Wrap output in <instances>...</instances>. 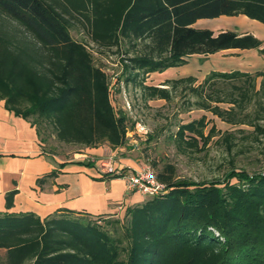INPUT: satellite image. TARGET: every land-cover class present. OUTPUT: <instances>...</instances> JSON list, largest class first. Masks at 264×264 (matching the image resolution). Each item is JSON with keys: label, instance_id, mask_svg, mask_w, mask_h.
Masks as SVG:
<instances>
[{"label": "trees", "instance_id": "trees-1", "mask_svg": "<svg viewBox=\"0 0 264 264\" xmlns=\"http://www.w3.org/2000/svg\"><path fill=\"white\" fill-rule=\"evenodd\" d=\"M239 15L264 24V0H0V101L35 127L44 148L52 135L118 149L127 118L116 112L110 78L95 60L111 53L119 59L116 84L138 88L144 100L182 94L184 112L202 110L264 134V71L211 70L200 82L187 76L145 84L151 73L184 66L193 55H264V41L252 33L193 26ZM72 29L87 44L73 39ZM207 129L202 116L180 123L171 139L199 151V142L204 148L216 134L214 125ZM152 166L166 192L127 207L122 218L65 209L43 219L0 213V264H264V173L232 169L222 181L196 182L176 178L171 165ZM15 194H6L7 209Z\"/></svg>", "mask_w": 264, "mask_h": 264}, {"label": "rangeland", "instance_id": "rangeland-1", "mask_svg": "<svg viewBox=\"0 0 264 264\" xmlns=\"http://www.w3.org/2000/svg\"><path fill=\"white\" fill-rule=\"evenodd\" d=\"M194 27L215 32L220 29L249 32L264 41V24L243 15L201 19ZM71 35L79 42H88L81 30L72 29ZM88 47L93 50L90 44ZM95 60L108 74L111 82V102L116 112L125 115L128 126L126 142L118 148L120 150L111 149L107 145L100 146L105 147V154L100 156L101 163L110 161L114 168L120 160H126L138 164L140 169L144 166L153 169V163L157 164L158 169L171 165L176 178L196 182L222 181L232 169L248 175L264 173V134L257 133L253 126L230 125L202 110L184 112L186 104L182 94L175 95L170 102L161 99L146 101L138 88L123 83L116 84L119 74L117 55H95ZM186 60L187 64L184 66L170 68L163 73H151L145 84L162 86L167 80L187 76H194L200 82L211 70H249L251 73L264 71V55H260L258 51L220 53L208 57L193 55ZM260 80L261 78L257 79L258 85ZM202 116L206 117L208 129L212 125L216 127L215 136L204 148H201L202 143L199 142V151L187 147L180 149L171 139L177 126ZM45 149L61 159H74L77 154H86L85 160L91 158L86 148L59 142L52 135L48 138ZM101 163H98L99 166L106 169ZM231 182L237 183V180L233 178ZM2 258L0 255V262Z\"/></svg>", "mask_w": 264, "mask_h": 264}, {"label": "crops", "instance_id": "crops-1", "mask_svg": "<svg viewBox=\"0 0 264 264\" xmlns=\"http://www.w3.org/2000/svg\"><path fill=\"white\" fill-rule=\"evenodd\" d=\"M223 30L227 29L214 32L219 33ZM252 51L257 52L227 50L216 54ZM86 149L91 156L86 160V154H77L74 159H61L49 153L39 141L35 127L6 110L4 102L0 101V213L31 212L43 219L65 209L93 216L121 217L127 207L142 203L148 198L129 191L123 177L105 176L108 174L106 169L98 164L101 163L100 156L105 154V147ZM85 162H91L92 166L85 165ZM140 167L126 160H120L114 165L122 174L136 171ZM52 171L57 173L56 176L46 179L39 185L38 179ZM12 190H16V194L12 207L7 209L6 194ZM5 252L4 249H0L2 260Z\"/></svg>", "mask_w": 264, "mask_h": 264}, {"label": "built area", "instance_id": "built-area-1", "mask_svg": "<svg viewBox=\"0 0 264 264\" xmlns=\"http://www.w3.org/2000/svg\"><path fill=\"white\" fill-rule=\"evenodd\" d=\"M107 173H115L126 180L129 191L139 193L146 197H154L166 192L165 184L157 180L153 169L150 166H144L139 171H132L122 174L121 170L112 167L110 161L102 162Z\"/></svg>", "mask_w": 264, "mask_h": 264}]
</instances>
